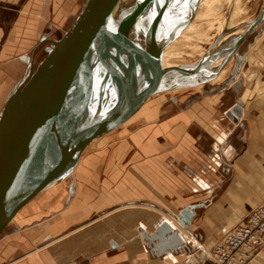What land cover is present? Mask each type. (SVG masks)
Listing matches in <instances>:
<instances>
[{"label":"crops","instance_id":"crops-1","mask_svg":"<svg viewBox=\"0 0 264 264\" xmlns=\"http://www.w3.org/2000/svg\"><path fill=\"white\" fill-rule=\"evenodd\" d=\"M9 19L0 20V55L9 52ZM11 48L9 62L0 63V110L21 79L18 47ZM234 57V69L226 64L216 85L154 106L145 101L89 142L68 175L29 200L4 228L0 264H190L189 243L156 255L144 235L166 219L190 243L198 244L195 236L213 247L240 226L264 200L262 27ZM184 209L181 226L174 217ZM247 264H264V245Z\"/></svg>","mask_w":264,"mask_h":264},{"label":"water","instance_id":"water-1","mask_svg":"<svg viewBox=\"0 0 264 264\" xmlns=\"http://www.w3.org/2000/svg\"><path fill=\"white\" fill-rule=\"evenodd\" d=\"M120 1L82 0L60 37L42 38L33 47L27 72L7 93L0 110V234L29 200L73 167L89 142L129 119L158 89L159 59L137 48L125 35L143 0H132L114 12ZM154 2L149 0L144 10ZM263 18L264 3L241 39ZM43 43L51 47L35 65V53ZM122 52L130 58L128 78L139 63L150 68L152 81L126 110L131 81L125 76L119 79L123 99L68 146L67 135L85 116L93 78L103 70L102 80L114 79ZM186 212L174 217L181 226L186 223L182 217ZM144 239L156 255L188 248L178 230L164 219Z\"/></svg>","mask_w":264,"mask_h":264},{"label":"rangeland","instance_id":"rangeland-1","mask_svg":"<svg viewBox=\"0 0 264 264\" xmlns=\"http://www.w3.org/2000/svg\"><path fill=\"white\" fill-rule=\"evenodd\" d=\"M192 1L188 20H185L186 22L184 21L178 26L176 34L170 32L164 39L160 46L163 54L161 53L160 55V52H157V56L166 60V69L179 70L181 72L176 74L175 78L171 80L172 83L169 84V86L165 85L160 88L158 87V89L145 100L152 106H154L156 102H160L162 99L170 96H179L182 94L186 96L192 95L196 91L194 88L206 89L207 87L216 85V83L220 82V71L226 66V64L231 72L235 66L234 56L238 52V47L245 39V37L241 39V35L254 21L264 3V0H218L217 4L213 3L214 9H210V16L208 14L205 18L200 16L192 18V14L198 15L200 12L202 14V12L206 10L204 6L199 5L202 0ZM81 2L82 0H0V6L4 5L5 7H8V5H10V8H12V10L4 9V12L0 9V20L3 17L12 18L13 20L10 26L14 27L12 34L6 39L9 46V52L5 54L2 53V56L0 55V63L9 62L13 56L11 46L14 45V47H18V50H15L14 48L13 51L14 53L16 51L19 52V55L16 58L18 62L16 63L19 68V75H21L22 79L27 71L33 47L42 38L56 39L60 37L69 21L76 13ZM12 5L14 7H11ZM157 5L158 3H155L154 6L156 7ZM15 6H23L21 8L24 12L21 11V13H17ZM229 12L233 15L231 19L232 24H230L228 18L230 16ZM15 14L19 15L18 19H15ZM226 20L227 22L223 26V23ZM262 21H264V18ZM262 21L257 25L253 32L258 31L260 27H262V31L264 30V24H262ZM190 23L193 24L194 28L185 35H181L179 38L178 34L182 32L183 27ZM4 25L6 26L8 23ZM221 26L225 28L222 31L220 29ZM152 36V34L149 35V37ZM143 40L146 39L143 38ZM189 40L190 42H188ZM50 47L51 45L49 43H43L37 49L34 57L35 65L41 60ZM177 54H179V56ZM129 72L130 68L128 66L124 73L128 74ZM153 76L154 74L152 71L147 68V73L143 76V82L141 81V83L135 84L134 79L130 82L128 96L132 100L130 101V99L127 98L126 110L132 108V103L130 102H134L133 99L139 98L143 94L145 89L149 86V82L152 81ZM138 110L135 113H137ZM108 112L109 111H106L105 114ZM85 120L86 115L78 120L73 131L69 132L67 135L66 140L68 146H71L82 134L85 133L89 126L86 125ZM84 149L82 151L83 153L87 151V149ZM71 169L72 168H69L61 178L67 176ZM193 237L198 243L196 244L197 246L200 245V247L206 250L211 248L205 247L197 237ZM191 247V252H198V249H196L195 246Z\"/></svg>","mask_w":264,"mask_h":264},{"label":"bare ground","instance_id":"bare-ground-1","mask_svg":"<svg viewBox=\"0 0 264 264\" xmlns=\"http://www.w3.org/2000/svg\"><path fill=\"white\" fill-rule=\"evenodd\" d=\"M148 1L149 0H143V2L140 4L138 11H137L139 13L137 16V19L135 20L133 26L128 27L125 30V35H126V38L132 44H134L137 48H139L140 50H143L149 54H153V55L157 56V52L158 53L160 52V55L163 52V51L161 52L160 46H161L162 42L164 41V39L168 36V34L170 32H173L176 34V32L178 30V26L180 24H182L185 20H188V17L190 16V10H191V5H192L193 1L192 0H158V1L155 0L153 5H151L149 8H147V10H144ZM217 1L218 0H202V1H200V4L199 3L198 4L201 6H204L206 8V10L204 12H202V14H201V12L198 15L192 14L191 17L196 18V17L200 16V17L205 18L206 16H208L209 12H211L210 9L213 8V3L217 4ZM131 2H132V0H121L120 3L118 4V6H116L114 12L116 11L117 8H119L123 5H129V4H131ZM155 3H158V5L156 7L154 6ZM141 11H143V12H141ZM197 11H198V9H197ZM232 13H233V11H232ZM229 14H230V12H229ZM209 16H210V14H209ZM232 17H233L232 14H230V16L228 17L230 24H232L231 23ZM218 18H220V17H218ZM225 19H226V17H225ZM226 22H227V20L223 23V26ZM217 23H219V22H217ZM193 28H194V26L192 23L186 24L183 27L182 32L180 34H178V37L180 38L181 35H185L187 32H189ZM220 29L222 31L225 28L221 26ZM150 34H152L153 36L149 37ZM143 38L146 40H143ZM187 38H189V37H187ZM193 38H195V37H193ZM188 42H190V40ZM194 49H196V48H194ZM166 55H167V53H166ZM172 55H171V57H172ZM177 55L179 56V54H177ZM168 56H170V55H168ZM157 58L159 59L160 67L162 69V75H161V79L159 81L158 87L160 88V87H163L165 85L169 86V84L172 83L171 80H173L175 78L176 74L181 72V71L173 70V69H166V66H167L166 60L163 58L161 59V57H159V56H157ZM172 59H174V58H172ZM118 62L119 63L116 64V66H115L116 71H115V75L113 76L114 79H111L109 77L105 80H102L103 70L97 72V74L93 78L92 93H91L90 100H89V103H88V106H87V109L85 112V115H86L85 123H86V125L94 124L96 121H98L105 114L106 111L112 110L115 107V105L123 99L122 98L123 95H121V93H120V87L118 85V80L122 79L124 76L126 78H128V75L125 74L124 71H125L126 67H128L130 65L129 54L122 52L119 55ZM147 68H149V67H143V65L141 66L139 63H137V65L134 68L133 74H131V76L128 78V80L133 81V79H134L135 84L141 83V81L143 82V76H144V74L147 73ZM122 81H124V80H122ZM170 87H171V85H170ZM127 98H129L130 101L132 100L129 96ZM173 221H175V220H173ZM174 228H176V227H174ZM180 235L183 237V239L186 243H190L188 241V239H186L182 234H180Z\"/></svg>","mask_w":264,"mask_h":264},{"label":"built area","instance_id":"built-area-1","mask_svg":"<svg viewBox=\"0 0 264 264\" xmlns=\"http://www.w3.org/2000/svg\"><path fill=\"white\" fill-rule=\"evenodd\" d=\"M189 244L198 249L189 254L190 264H247L254 249L264 245V200L246 213L240 226L224 233L210 249Z\"/></svg>","mask_w":264,"mask_h":264}]
</instances>
